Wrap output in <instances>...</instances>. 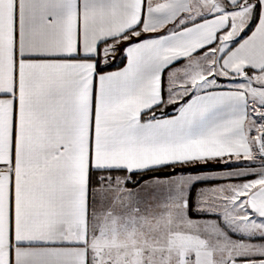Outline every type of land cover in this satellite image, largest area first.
<instances>
[{"label": "snow or ice", "instance_id": "1", "mask_svg": "<svg viewBox=\"0 0 264 264\" xmlns=\"http://www.w3.org/2000/svg\"><path fill=\"white\" fill-rule=\"evenodd\" d=\"M0 264H264V0H0Z\"/></svg>", "mask_w": 264, "mask_h": 264}]
</instances>
